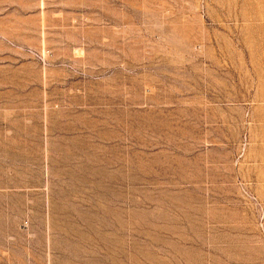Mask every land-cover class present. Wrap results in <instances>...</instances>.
<instances>
[{"label": "rangeland", "instance_id": "1", "mask_svg": "<svg viewBox=\"0 0 264 264\" xmlns=\"http://www.w3.org/2000/svg\"><path fill=\"white\" fill-rule=\"evenodd\" d=\"M0 264H264V0H0Z\"/></svg>", "mask_w": 264, "mask_h": 264}]
</instances>
